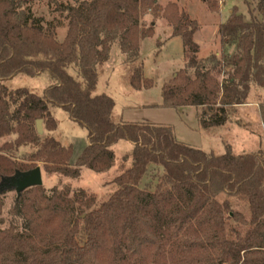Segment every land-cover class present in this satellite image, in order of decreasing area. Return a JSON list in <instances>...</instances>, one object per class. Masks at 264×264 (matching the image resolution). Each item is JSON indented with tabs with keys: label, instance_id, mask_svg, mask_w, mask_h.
<instances>
[{
	"label": "trees",
	"instance_id": "trees-1",
	"mask_svg": "<svg viewBox=\"0 0 264 264\" xmlns=\"http://www.w3.org/2000/svg\"><path fill=\"white\" fill-rule=\"evenodd\" d=\"M255 1L252 8L243 0L248 21L233 10L218 26L219 56L200 60L198 24L173 4L160 9L157 0H87L59 8L68 18L59 42L31 17L29 0H0V81L17 74L50 80L42 97L0 84V139L15 136L0 148V181L37 163L47 174L71 179L82 168L102 174L114 165V144L134 146L130 167L99 204L84 191L70 198L68 191L46 195L40 187L16 198L13 214L22 224L0 229V264H264V148L243 156L207 154L178 141L171 126L113 123V100L94 93L97 67L108 61L115 42L129 61V88H152L140 44L154 29L143 19L161 15L171 38L181 40L186 60L162 86L161 107L201 108L202 128L224 125L229 109L247 104L252 85L264 89V0ZM50 106L87 132V146L73 166L71 146L35 130L37 120L56 129ZM262 119L264 124V111ZM29 146L33 151L22 161L13 157ZM150 168L160 175L146 189Z\"/></svg>",
	"mask_w": 264,
	"mask_h": 264
},
{
	"label": "rangeland",
	"instance_id": "rangeland-1",
	"mask_svg": "<svg viewBox=\"0 0 264 264\" xmlns=\"http://www.w3.org/2000/svg\"><path fill=\"white\" fill-rule=\"evenodd\" d=\"M87 0H57L56 4H50L47 0H29L26 9L33 19L41 20V25L45 31L52 32L57 41L61 42L67 31V12L59 8L74 7L79 3ZM252 8L255 7V0H247ZM160 9L167 5L173 4L178 11L186 13L190 19L195 20L198 24V32L195 42L199 45L198 58L203 59L214 54L219 56L222 47L217 33L218 24L221 21H227L229 11L235 10L242 14L248 21L247 8L243 0H157ZM143 22L146 27L153 24V36L145 39L141 44L140 57L143 62V75L153 83L152 88L146 92L136 94L131 97L130 101L136 102L137 105L145 104L153 107L146 109L125 110L124 115L131 120H139L150 124H165L173 127L177 131L179 140L185 141L192 148L204 152L211 151L210 154L220 156L230 153L233 156H243L256 154L264 148V124L262 112L264 111V89L252 85L248 96L249 106H238L227 111V119L224 125L204 129L200 122L203 115V109L196 108L197 120L199 122V134L187 130L185 124L192 125L194 122L193 109L188 108L181 121L180 114L174 110L162 108L161 88L168 84L175 74L184 69L186 60L183 55V46L179 38L168 41L163 37V33L171 27L166 20L158 16L153 18L152 15L144 17ZM160 35L161 37L159 38ZM160 47H156V43ZM112 55L106 63L97 67L98 77L101 80L105 77V72L111 74L113 81L111 85L116 84L125 87V91H130L127 84V70L129 68L128 59L120 54L117 42L113 43L111 50ZM110 50V54H111ZM204 60V59H203ZM68 73L77 77V71L73 67L68 68ZM9 91L23 88L40 97L49 87L50 80L47 75L40 74L34 78L17 74L12 78L0 81ZM112 85L113 101L117 104L115 113L111 120L113 123L121 122L117 115H120L121 105H124L128 99L121 97L122 92L117 86ZM117 87V88H114ZM127 103V102H126ZM50 115L56 122V129L50 130L45 123L41 122L42 138H53L63 147H72V156L69 165L73 166L77 158L83 152L87 143V132L78 124L71 121L67 114L56 107H49ZM206 118V117H205ZM123 122V121H122ZM35 127V125H34ZM36 130V128H35ZM15 136H9L0 139V148L9 142H12ZM112 149L114 146L111 147ZM33 151L32 147L21 148L18 152H13V157L17 161H22L26 155ZM119 159L114 161L113 170L102 174H95L92 171L83 168L77 179L67 178L58 174H47L43 165L37 163L42 172V186L40 187L46 195H49L53 189L58 191H68L71 198L75 192L84 191L88 197L94 198L99 204L105 201L109 195L116 189L112 183L114 178L119 176L124 170L131 165V150L119 148ZM10 155V154H9ZM115 157V156H114ZM160 170L150 168L142 184L143 188L152 189L156 183ZM16 201L14 191L0 193V229H7L10 225L21 227L22 221L13 214V207Z\"/></svg>",
	"mask_w": 264,
	"mask_h": 264
},
{
	"label": "crops",
	"instance_id": "crops-1",
	"mask_svg": "<svg viewBox=\"0 0 264 264\" xmlns=\"http://www.w3.org/2000/svg\"><path fill=\"white\" fill-rule=\"evenodd\" d=\"M231 13V11H229V14ZM226 22V20L225 21H221V22H219V24H218V26H220V25H222V24H224ZM217 26V27H218ZM198 32V31H197ZM197 32L195 33V35H194V40H195V37H196V34H197ZM171 30L170 29H167L166 30V32H164L163 34V37H165V38H167L168 39V41H171L172 39H174V38H171ZM213 33H214V35L217 33V31H213ZM159 36V38L161 37L160 35H158ZM148 39V38H147ZM176 39V38H175ZM144 41V40H143ZM142 41V42H143ZM142 42H141V44H142ZM141 44H140V51H141ZM113 51H114V49L113 50H111V54L110 55H112V53H113ZM121 54V53H120ZM207 57H205V58H203V59H206ZM203 59H200V60H203ZM105 72V75H104V79L103 80H101L102 78H101V75L99 74V77H98V80H97V84H96V88H95V95H106V96H108V97H110L111 98V96L113 97V91H117L116 89L115 90H113L112 88V85L113 86H115L114 84H112L111 85V80L113 81V79H112V77H111V74H109V73H107V71H104ZM114 82V81H113ZM117 86V85H116ZM120 90H122V92L121 93H119L120 94V96L121 97H124L125 99H128V101H126L125 102V104L124 105H121V112L119 113L120 115H117V117H119L120 119V121L122 122H127V123H134V122H144V121H139V120H131L130 118H127V117H125V115H124V111L125 110H130V109H146V108H151V107H153V106H151V105H145V104H141V105H137L136 104V102L134 103V102H132V101H130V99H131V97L133 96V94L134 95H136V94H140V93H142V92H146V91H148V90H144V91H140V92H135V91H133V90H130V91H125L126 89H125V87H122V86H120V85H118L117 86ZM117 87H114V88H117ZM112 99V98H111ZM113 100V99H112ZM114 102V101H113ZM161 105H162V103H161ZM160 105V106H161ZM250 104H248V102H247V104H245V105H242V106H249ZM240 107V106H239ZM116 108H117V104L114 102V108H113V111H112V115L115 113V110H116ZM190 108H192L193 109V114H194V122H193V124L192 125H189V124H185V126H186V128H187V130H190V131H193V132H196L198 135H200L199 134V122H198V120H197V111H196V108H193V107H186V108H180V109H177V110H174V111H176L177 113H179L180 114V116H181V118H180V120L181 121H183L185 118H184V116H185V114L187 113V110H189ZM169 110H173V109H169ZM154 125H165V124H154ZM173 128V127H172ZM173 132H174V136H175V138L178 140V141H180V142H182V143H184V144H186V145H188V146H190L188 143H186L185 141H182V140H179L178 139V137H177V131L173 128ZM201 136V135H200ZM86 146H87V143H86ZM85 146V147H86ZM114 146V148L112 149L111 148V150L113 151V153H114V156H115V162H117L118 161V159L120 158L119 157V151H118V149L121 147V148H127V150H131V152H133V148H134V146H133V144H131V143H129V142H127V141H119V142H117L116 144H114L113 145ZM191 147V146H190ZM202 151V150H201ZM204 152V151H203ZM205 153H207V154H210L211 153V151H208V152H205ZM114 168V167H113ZM113 168H111V170L110 171H112L113 170ZM83 169V168H82ZM81 169V170H82Z\"/></svg>",
	"mask_w": 264,
	"mask_h": 264
},
{
	"label": "water",
	"instance_id": "water-1",
	"mask_svg": "<svg viewBox=\"0 0 264 264\" xmlns=\"http://www.w3.org/2000/svg\"><path fill=\"white\" fill-rule=\"evenodd\" d=\"M41 122V120L35 122L36 132L39 136L42 134ZM42 184V172L39 167L26 172L16 171L12 176L1 179L0 193L14 191L18 199L26 190L39 188Z\"/></svg>",
	"mask_w": 264,
	"mask_h": 264
},
{
	"label": "built area",
	"instance_id": "built-area-1",
	"mask_svg": "<svg viewBox=\"0 0 264 264\" xmlns=\"http://www.w3.org/2000/svg\"><path fill=\"white\" fill-rule=\"evenodd\" d=\"M222 1H227V0H222Z\"/></svg>",
	"mask_w": 264,
	"mask_h": 264
}]
</instances>
